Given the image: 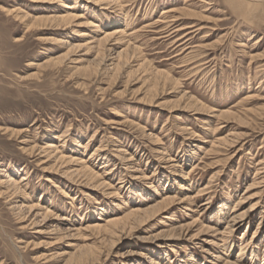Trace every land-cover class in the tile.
<instances>
[{"label": "rangeland", "instance_id": "obj_1", "mask_svg": "<svg viewBox=\"0 0 264 264\" xmlns=\"http://www.w3.org/2000/svg\"><path fill=\"white\" fill-rule=\"evenodd\" d=\"M0 170V264H264V0H0Z\"/></svg>", "mask_w": 264, "mask_h": 264}, {"label": "bare ground", "instance_id": "obj_2", "mask_svg": "<svg viewBox=\"0 0 264 264\" xmlns=\"http://www.w3.org/2000/svg\"><path fill=\"white\" fill-rule=\"evenodd\" d=\"M107 1L108 0H101V2H106L107 3ZM22 10V9H21ZM15 12H17V11H15ZM19 12V11H18ZM96 13V12H95ZM10 14V13H9ZM19 15V14H18ZM17 17V16H16ZM19 17V16H18ZM76 18V16L75 15H73L72 16V14H66V15H61V16H59V17H53V15H52V19H57L58 21H60V22H66V23H71V22H74L73 20ZM49 19V18H48ZM78 19V18H77ZM35 20V19H34ZM40 20V22L43 20V21H45L43 18H37L36 19V21H39ZM49 20H51V19H49ZM48 20V21H49ZM57 21V22H58ZM77 22V21H76ZM38 23V22H37ZM43 23V22H42ZM40 24V23H39ZM121 24V22H120V20H117V26L118 25H120ZM67 25V24H66ZM123 25V24H122ZM121 25V26H122ZM115 30V29H114ZM119 31H121V30H119ZM109 33V34H108ZM107 34H104V36H103V39H101L99 42H98V50H100V52H103V51H105L106 50V48H104V47H106V46H110L111 47V41L113 40V39H116V37L118 36V34L120 35V34H122L121 32H118L117 31V28H116V30L115 31H113V33H110V32H108ZM83 35V37H86L87 35L86 34H82ZM73 38V37H72ZM95 38V37H94ZM74 46V45H73ZM80 47V46H79ZM84 47H88V48H90V46L88 45V44H85L84 46H83V48ZM96 47V46H95ZM94 48V47H93ZM105 49V50H102V49ZM112 48V47H111ZM109 49V48H108ZM110 51V50H109ZM108 53V52H107ZM125 53V52H124ZM121 55V54H120ZM53 58V57H52ZM56 59V58H55ZM60 59V58H59ZM144 59V58H143ZM53 61V60H52ZM56 61V60H55ZM58 61V60H57ZM50 62V61H49ZM61 62H63V61H61ZM57 63V62H56ZM60 63V62H59ZM58 63V64H59ZM34 66H37L38 64L37 63H35V64H33ZM259 65V64H258ZM145 66V65H144ZM143 67V66H142ZM140 69V68H139ZM142 69V68H141ZM144 69V68H143ZM141 72V71H140ZM160 74V76H161V73H159ZM170 80V79H169ZM173 83V82H172ZM165 85V84H164ZM174 85H176V84H174ZM166 86V85H165ZM185 97V96H184ZM189 100V99H188ZM190 104V103H189ZM140 128V127H139ZM54 138H56V137H53L52 139H54ZM151 139V138H150ZM48 145V144H47ZM53 146V145H52ZM221 146V145H220ZM48 147H50V148H48ZM46 149H52L51 148V146H48ZM62 146H57L56 147V150H52V152H55V153H57V155L58 156H56V158L59 160L58 162H60V161H62V162H64V163H68V162H75L74 161V158H72V159H67V158H65L66 156H61V154L62 153H60V152H58L59 151V148H61ZM53 148H55V147H53ZM121 150V149H120ZM44 151V150H43ZM48 152V151H47ZM120 153L122 152V150L121 151H119ZM50 154V153H49ZM68 160V161H67ZM56 161V160H55ZM57 163V162H56ZM68 165V164H67ZM66 164L64 165V166H67ZM75 167V166H74ZM182 167V166H181ZM70 168V167H69ZM68 168V169H69ZM72 168V167H71ZM73 169V168H72ZM71 169V170H72ZM67 170V169H66ZM0 171H4V170H0ZM86 171H87V169L85 168V169H83V170H73V171H71L70 172V174H79V176H80V174L83 176L84 175V173H86ZM65 172V171H64ZM88 172H89V170H88ZM67 174V173H66ZM70 174H67V175H70ZM88 174V179L87 180H89L90 181V176L92 177V175H94V174H92V173H87ZM87 174H85L86 176H87ZM92 174V175H91ZM63 175H65V173L63 174ZM74 176V175H73ZM95 176V175H94ZM93 176V177H94ZM1 177V176H0ZM71 178H73L72 177V175L70 176ZM69 177V178H70ZM84 177V176H83ZM8 178V177H7ZM1 179V178H0ZM91 179H93V178H91ZM96 179V178H95ZM3 180V179H2ZM9 182L11 181V183H12V185H14L15 187H16V189L17 190H19V187H18V183L17 182H14L12 179L11 180H9V179H7ZM94 180V179H93ZM6 182V184L7 183H9V182ZM92 182V181H91ZM90 182V183H91ZM3 183V182H2ZM5 183V182H4ZM89 183V182H88ZM10 184V183H9ZM92 184V183H91ZM98 184V183H97ZM102 184V183H101ZM3 185V184H2ZM5 186V185H4ZM7 186H8V184H7ZM6 186V187H7ZM2 187V186H1ZM101 187V186H100ZM8 188V187H7ZM9 189V188H8ZM11 190H13V188L11 189ZM7 191V190H6ZM10 192V191H9ZM18 192V191H17ZM16 192V193H17ZM203 193V192H202ZM1 194H2V192H1ZM4 195H8V193H4ZM10 195V194H9ZM13 195H14V193H13ZM9 198V197H8ZM7 198V199H8ZM14 198V197H13ZM172 201L170 200V199H165V200H163L159 205H157V206H154V207H151L152 209H147V210H136V211H132L130 214H127L126 216H124L123 218H120V219H117V220H114V221H110L109 223H107V224H105V225H99V226H95V227H92L94 230L95 229H97V230H103V229H108V228H110V227H114V226H119V225H125L126 223H129L130 221H131V219H132V217H137V216H139L140 214H142V213H149V211L150 212H152V213H154V214H160V212L161 211H164L165 210V208L171 203ZM11 206V205H10ZM16 207H17V205H15ZM14 206V207H15ZM11 208L13 209V207L11 206ZM17 208H20V207H17ZM29 208V207H28ZM30 209H33V210H37V209H40L38 206H32ZM167 211V210H166ZM33 212V211H32ZM168 212V211H167ZM162 214V213H161ZM48 215V214H47ZM148 215V214H147ZM140 217V216H139ZM238 217H240V216H238ZM170 218V217H169ZM137 219V218H136ZM165 219H166V217H165ZM133 220V219H132ZM220 220V219H219ZM32 221V220H31ZM108 221V220H107ZM237 218H235L234 219V223H233V225H232V229L234 228V225L237 223ZM130 224H131V222H130ZM121 225V226H122ZM124 225H123V227H124ZM230 226V225H229ZM126 227V226H125ZM122 228V227H121ZM113 229V228H112ZM123 229V228H122ZM229 229V228H228ZM100 230V231H101ZM120 230V229H119ZM100 231H98V232H100ZM108 231H110V230H108ZM112 231V230H111ZM116 231H114V233H115ZM230 232V231H229ZM106 233V232H105ZM111 233V232H110ZM109 234V233H108ZM253 238V237H252ZM164 245H165V243H164ZM163 245V246H164Z\"/></svg>", "mask_w": 264, "mask_h": 264}]
</instances>
